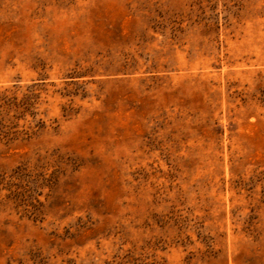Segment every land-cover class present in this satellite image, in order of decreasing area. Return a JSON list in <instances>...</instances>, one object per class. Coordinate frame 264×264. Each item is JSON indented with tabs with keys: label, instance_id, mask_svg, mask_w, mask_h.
Wrapping results in <instances>:
<instances>
[{
	"label": "rangeland",
	"instance_id": "374dc122",
	"mask_svg": "<svg viewBox=\"0 0 264 264\" xmlns=\"http://www.w3.org/2000/svg\"><path fill=\"white\" fill-rule=\"evenodd\" d=\"M0 264H264V0H0Z\"/></svg>",
	"mask_w": 264,
	"mask_h": 264
}]
</instances>
